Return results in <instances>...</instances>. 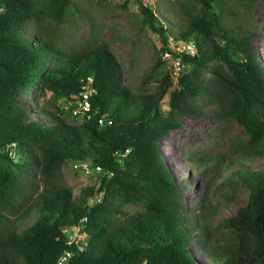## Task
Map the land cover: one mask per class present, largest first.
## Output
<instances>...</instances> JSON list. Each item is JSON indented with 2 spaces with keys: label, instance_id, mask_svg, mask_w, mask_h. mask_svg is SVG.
<instances>
[{
  "label": "trees",
  "instance_id": "obj_1",
  "mask_svg": "<svg viewBox=\"0 0 264 264\" xmlns=\"http://www.w3.org/2000/svg\"><path fill=\"white\" fill-rule=\"evenodd\" d=\"M238 1L249 8L259 0ZM136 2L140 25L159 40L141 79L153 89L141 93L122 83L115 56L94 34L75 50L56 44L55 24L74 9L72 0H0V264H56L64 252L66 264H204L187 247L192 230L211 264H264V172L245 164L264 154V66L253 32L224 0H158L161 12L158 2ZM177 43L193 51L176 52ZM165 51L183 65L175 77L164 68ZM35 82L49 102L33 99L30 107L19 94ZM85 88L92 89L89 110L72 115ZM197 96L212 105L215 119L234 121L246 135L231 144L239 158L217 164L225 171L235 165L219 185L238 180L248 196L214 226L225 235L215 244L210 202L200 199L198 214H187L159 146L182 116L204 113ZM220 158L195 161L207 169ZM65 161L99 166L97 184L77 199L62 180ZM29 167L38 181L21 178ZM39 183L19 219L32 210L35 218L19 229L7 213L29 202L27 192ZM116 201L140 209L123 214ZM73 226L84 242L68 241Z\"/></svg>",
  "mask_w": 264,
  "mask_h": 264
},
{
  "label": "rangeland",
  "instance_id": "obj_2",
  "mask_svg": "<svg viewBox=\"0 0 264 264\" xmlns=\"http://www.w3.org/2000/svg\"><path fill=\"white\" fill-rule=\"evenodd\" d=\"M72 1L74 9H69L65 20L55 24L56 44L66 50L68 48L75 50L81 42L86 41L91 34H94L98 40L107 43L115 56L121 69L122 83L134 93L151 91L153 83L144 84L141 83V79L153 64L159 40L149 29L140 25V13L136 0ZM145 1H149L151 4L158 2V0ZM225 1L227 7L231 8L234 14V20L244 24L253 32L252 44L264 66V0H259L249 8L244 7L238 0ZM155 8L161 12L162 4L158 2ZM156 14L160 15L158 12ZM222 21L224 22V19ZM165 61L164 68L170 70L171 62ZM19 96L30 107H33V99H37L41 103L49 102V92L42 94L38 82H35L29 91L20 93ZM194 103L204 113L196 116H182L179 128L172 129L163 135L159 146L164 162L179 190L180 203L187 214H198L200 199H207L210 202L212 209L209 212L208 222L213 231L209 243L215 244L218 241L221 242L225 235H223L222 227H218L216 230L214 226L232 214L237 207L243 205L248 196L247 187L238 180L225 187L219 185L235 165L231 167L232 169L225 171L216 170L217 164L224 165L230 159L239 158L240 153L234 150L231 144L235 140L245 139L246 135L234 121L225 122L215 119L211 112L212 105L207 103L203 96H197ZM161 110L163 112L167 110L166 98L162 99ZM62 112L70 121H77L63 109ZM199 155L221 157L220 163H208L209 167L203 168L198 166L195 161ZM245 164L253 170L264 172V154L252 157ZM210 169H213V172H210ZM61 174L64 184L71 190L72 197L77 199L81 196V189L97 184L99 172L93 170L85 172L73 167L71 161H65L61 166ZM20 176L22 179L26 177L27 180L35 177L34 179L38 181L34 167L27 168L26 173H21ZM41 187L42 183H39L36 191H28L29 202H23L19 209H13L7 213L10 219H17L19 229L34 220L36 215L34 210L27 217L19 218ZM116 203L123 214L140 209L139 205L121 204L119 201ZM202 204L204 205V202ZM192 234L194 237H191L187 242L190 254L198 262L211 264L201 249L202 237L198 236L196 230H192ZM74 237L84 242L83 236L78 232Z\"/></svg>",
  "mask_w": 264,
  "mask_h": 264
},
{
  "label": "built area",
  "instance_id": "obj_3",
  "mask_svg": "<svg viewBox=\"0 0 264 264\" xmlns=\"http://www.w3.org/2000/svg\"><path fill=\"white\" fill-rule=\"evenodd\" d=\"M174 49L176 52H182V51L192 52L193 46L190 43H184V44L177 43V45L174 46ZM162 59L169 60L171 62L170 70H171V74L173 77H175L178 74V72L181 70V68L183 67V65L180 63L179 58L172 57L170 53L167 51L163 52ZM91 92H92L91 88H85L83 91H81L78 94L77 97H75L77 99L76 104L74 107L69 109V112L72 115H77V113L80 111L87 112L89 110L88 96L91 94ZM73 167L79 170H83L85 172H88L90 170H93L95 172L99 171V166L97 165L94 166V168H92V167H88L85 164L77 165L73 163ZM96 200H98V197L96 198ZM77 232H78V227L76 226L72 227L71 232H69V235H68L69 242L73 239V237L77 234ZM68 256H69L68 252H64L60 254L58 258L56 259V264H66Z\"/></svg>",
  "mask_w": 264,
  "mask_h": 264
}]
</instances>
